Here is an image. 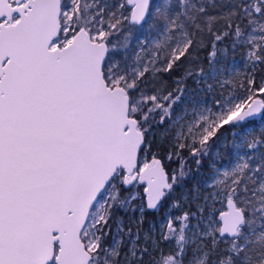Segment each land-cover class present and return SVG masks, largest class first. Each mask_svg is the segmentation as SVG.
<instances>
[{"label": "snow or ice", "instance_id": "snow-or-ice-1", "mask_svg": "<svg viewBox=\"0 0 264 264\" xmlns=\"http://www.w3.org/2000/svg\"><path fill=\"white\" fill-rule=\"evenodd\" d=\"M205 32L246 95L164 94ZM0 264H264V0H0Z\"/></svg>", "mask_w": 264, "mask_h": 264}, {"label": "rangeland", "instance_id": "rangeland-1", "mask_svg": "<svg viewBox=\"0 0 264 264\" xmlns=\"http://www.w3.org/2000/svg\"><path fill=\"white\" fill-rule=\"evenodd\" d=\"M231 39L232 37H226L221 44H216L217 55L215 57L211 55L213 52V47L205 54V56H199L197 54L200 46L192 48L190 53H188L185 58L181 59L182 64H185L182 75L167 85L160 82V84L165 87L164 94L174 91L175 89H185L184 95L186 99L195 94L198 99L204 101L207 105H211L214 99H219L221 93H223L225 96H228L233 92L240 95H246L247 93H245L244 89L240 87V84L245 81V77L248 75V66L245 62L242 50L239 48L233 50L230 47ZM147 40V47L149 51H145L143 53L145 63L148 62L149 56L151 54L150 50L152 49V42L154 40H160L163 42L164 37L162 34L153 35L147 37ZM211 45L212 43L210 46ZM160 66V64H157V67ZM188 72H191L192 75L187 76L186 74ZM256 79L259 81V76H257ZM197 80H200L201 83H197ZM190 82H192V84H190ZM207 85H211L212 87L208 88ZM245 87H247L246 84ZM178 110L179 109H177V111ZM166 126L167 124H165V127ZM154 131H156V138L153 141H156V145H159L162 143L160 139V129H156ZM140 191L142 192V188ZM181 191L182 190L178 188V192H176L175 195L171 197V199L178 197ZM166 206L167 202L165 204V207ZM163 212L164 209L153 211L151 220L146 219L144 213L145 223L143 224V228L147 229L149 227V223L157 222L158 230V222L163 218ZM140 215L141 214L139 212H136L133 216V214L129 212L128 216H125V221L128 222L129 218H131L132 224L135 226ZM193 223H195V221H193ZM165 250L167 251V248H165Z\"/></svg>", "mask_w": 264, "mask_h": 264}, {"label": "trees", "instance_id": "trees-1", "mask_svg": "<svg viewBox=\"0 0 264 264\" xmlns=\"http://www.w3.org/2000/svg\"><path fill=\"white\" fill-rule=\"evenodd\" d=\"M225 40V38L223 39V41ZM212 43V37L209 36L208 34H204L203 36V43L200 46L199 50L197 51V54L199 56H205V54L210 51L212 49V45L210 46V44ZM222 42H216V44H221ZM185 64H182V60L179 62L178 66L174 67V69L170 72V73H161L160 74V82H162L163 84H168L171 81H173L174 79L180 77L182 75V72L184 70V66ZM190 84H192V82H190ZM230 139V136H229ZM170 145L167 143V141L156 145V141H152V152L158 153L159 158H161L163 160V158L165 157V155L167 154L168 150H169ZM183 155L187 156V152L185 151L183 153ZM165 166L168 168L169 171H171L172 168H174L176 165L175 163L173 164H169L166 160L164 161ZM194 167V164H193ZM207 171V168L205 167V170ZM176 192H178V188L176 190ZM153 214L152 212L146 211L145 212V218L151 220ZM127 223V221H125Z\"/></svg>", "mask_w": 264, "mask_h": 264}, {"label": "water", "instance_id": "water-1", "mask_svg": "<svg viewBox=\"0 0 264 264\" xmlns=\"http://www.w3.org/2000/svg\"><path fill=\"white\" fill-rule=\"evenodd\" d=\"M149 212H153L152 210H148Z\"/></svg>", "mask_w": 264, "mask_h": 264}]
</instances>
